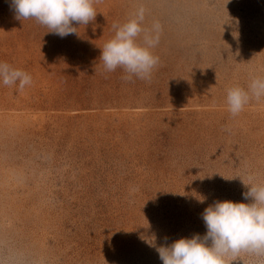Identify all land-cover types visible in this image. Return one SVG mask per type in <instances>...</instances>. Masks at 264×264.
I'll list each match as a JSON object with an SVG mask.
<instances>
[{
	"label": "rangeland",
	"instance_id": "1",
	"mask_svg": "<svg viewBox=\"0 0 264 264\" xmlns=\"http://www.w3.org/2000/svg\"><path fill=\"white\" fill-rule=\"evenodd\" d=\"M0 264H264V0H0Z\"/></svg>",
	"mask_w": 264,
	"mask_h": 264
}]
</instances>
